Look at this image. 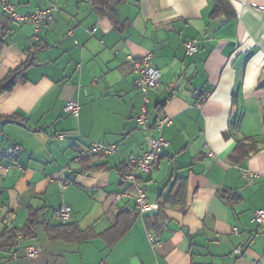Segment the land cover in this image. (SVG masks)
<instances>
[{"label":"crops","instance_id":"crops-1","mask_svg":"<svg viewBox=\"0 0 264 264\" xmlns=\"http://www.w3.org/2000/svg\"><path fill=\"white\" fill-rule=\"evenodd\" d=\"M7 1L20 14L58 10L38 34L0 13V81L33 64L25 83L0 96V164H12L5 153L19 145L23 168L0 176V216L23 229L31 208L44 209L56 224L55 211L69 205L84 237L54 242L40 228L20 237L6 264H264V226L253 222L264 207V0H116L114 12L99 1ZM147 54L161 78L141 126L144 101L128 57ZM71 101L78 117L65 111ZM163 115L172 124L160 134ZM159 135L169 146L140 180L157 209L141 215L135 200L115 197L136 193L122 177L126 160ZM240 141L249 154L237 150ZM93 143L116 152L76 161ZM124 212L132 223L112 242ZM38 232L46 239L33 243ZM149 232L162 240L157 250ZM31 246L41 251L35 258L26 256Z\"/></svg>","mask_w":264,"mask_h":264},{"label":"built area","instance_id":"built-area-1","mask_svg":"<svg viewBox=\"0 0 264 264\" xmlns=\"http://www.w3.org/2000/svg\"><path fill=\"white\" fill-rule=\"evenodd\" d=\"M91 1V0H84ZM58 10L55 4H51L47 8L37 9L30 14H20L17 11L15 5L11 4L7 0H0V13L6 15L9 20L18 23H31L35 26L36 33L42 29L49 21H51V13ZM93 30H96L94 28ZM187 55H194L198 52V46L196 41H187L185 44ZM152 54H147L142 58H134L133 56L128 57V61L132 64L134 72L138 75L137 79V91L140 97L144 101L142 107V112L137 118V123L141 126L145 125L147 122L148 104L150 102L149 95L151 91L155 90L160 84L161 75L159 71L152 65ZM174 85H170L173 88ZM205 99V98H204ZM203 99V101H204ZM81 106L78 102L71 101L65 106V111L72 116L78 117L80 114ZM172 124V118L167 115H163L157 125V130L162 132V130ZM60 138H64L61 136ZM169 146V142L162 136L159 135L152 141V145L149 151L144 153L139 157L130 156L127 158L128 166L133 169V172L124 173L122 175L123 180L132 183L135 186V194H117L115 197V202L118 203L124 198H130L135 200L137 209L141 215L150 214L157 209V204L150 202L148 199L147 192L140 185V179L144 175L150 174L158 165L163 151ZM21 152V146L16 145L8 149L5 156L11 160L12 164L8 166H3L0 164V176L4 172H9L15 168L22 170V166L16 161V158ZM116 152L115 146H107L103 143H93L87 149L77 153L76 161L80 162L85 157L96 155V154H113ZM251 176H257V174H252ZM244 177H247L244 174ZM65 185H62V187ZM1 214V209H0ZM56 217L63 223H67L71 220L72 208L69 205H63L55 211ZM253 222L258 226H264V207L255 211L253 216ZM0 223L5 225L8 224V219H4L0 216ZM8 226V225H7ZM234 233H238V229H233ZM148 241L153 250H157L162 246V240L158 234L149 232ZM40 249L34 246L27 247L25 250L26 256L29 258H35L40 254ZM243 248L238 247L236 249L237 254H242ZM253 264H261L260 261H254Z\"/></svg>","mask_w":264,"mask_h":264},{"label":"trees","instance_id":"trees-1","mask_svg":"<svg viewBox=\"0 0 264 264\" xmlns=\"http://www.w3.org/2000/svg\"><path fill=\"white\" fill-rule=\"evenodd\" d=\"M97 1H99V4L101 5L100 10L105 8L112 12L115 11V5L118 2L116 0H91V2L93 3ZM32 65H33L32 62L28 60L25 63H23L18 69L12 71L5 80L0 81V96L5 93L11 92L14 89V87H16L18 84L25 83L27 81L25 77V71ZM16 119H17L16 116L7 118V120H12V121H15ZM111 146H115V145H111ZM241 149L243 150L242 154H249L250 152L249 146L243 143L242 141H240L237 146V150H241ZM110 155L112 154H96V155L85 157L82 160V162L88 158L90 159L92 157H97V156L107 157ZM126 164H127V160H126ZM92 170H97V169L91 168L89 171H92ZM133 171L134 170L131 169L127 164V171L124 173L133 172ZM44 212H45L44 209L31 208L30 213H29L28 222L23 229L6 226L4 231L0 234V264H6L12 258V256L14 255L16 251L15 248L18 244V241L22 237L24 239L36 238L37 231L40 228L45 229V232L47 233V236L49 237L51 241L55 242V241L61 240V241L69 242V241L76 240L77 242H82L83 237H84V232L79 228L77 224L71 223L70 221L67 223H63L56 217V215L55 217L58 220V223L52 224L50 221L47 220L46 213ZM129 214H130L129 212H124L118 215V220L122 219L124 220V222L118 221V224L114 227L116 239H114V241L112 242H115L116 240H118L122 236V234H124L126 230L130 227L132 221H130V218L128 217Z\"/></svg>","mask_w":264,"mask_h":264},{"label":"rangeland","instance_id":"rangeland-1","mask_svg":"<svg viewBox=\"0 0 264 264\" xmlns=\"http://www.w3.org/2000/svg\"><path fill=\"white\" fill-rule=\"evenodd\" d=\"M39 233H41V235ZM38 235H39V237L33 243H38L40 240L43 241L44 238L46 239L45 233L43 234L42 232H38Z\"/></svg>","mask_w":264,"mask_h":264}]
</instances>
